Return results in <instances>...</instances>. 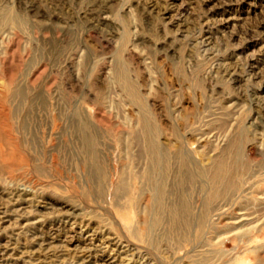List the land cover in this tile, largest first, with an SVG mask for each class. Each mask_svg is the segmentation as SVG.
I'll use <instances>...</instances> for the list:
<instances>
[{
    "label": "rangeland",
    "instance_id": "374dc122",
    "mask_svg": "<svg viewBox=\"0 0 264 264\" xmlns=\"http://www.w3.org/2000/svg\"><path fill=\"white\" fill-rule=\"evenodd\" d=\"M2 96L83 112L98 158L63 125L33 129L38 153L0 122V264H264V0H0ZM144 121L173 169L194 151L195 180L170 173L165 203L183 187L205 199L226 164L224 222L210 210L201 229L193 216L188 230L146 234L154 185L133 133ZM93 163L105 173L90 176Z\"/></svg>",
    "mask_w": 264,
    "mask_h": 264
},
{
    "label": "bare ground",
    "instance_id": "6f19581e",
    "mask_svg": "<svg viewBox=\"0 0 264 264\" xmlns=\"http://www.w3.org/2000/svg\"><path fill=\"white\" fill-rule=\"evenodd\" d=\"M6 102H9L11 104V108H7L8 106H6ZM34 106H36V105H34ZM35 109H37V108H35ZM35 109L31 106V101L28 98L23 99L21 97L20 101H17V99L15 97H12L11 99H7L6 97L2 96V99H0V122H2V124H3V128L1 127V129L3 130L6 137L11 139V137H13L14 134L19 135V138L24 137L25 138V140L23 142L24 150L25 151H37L39 149L38 145L34 144L32 140L28 141L26 139H28V137L31 135V133L33 132V129L35 127L37 128L43 122L49 121L52 123V128L61 127V125H63L64 128H67V129H65V131H67V133L70 135L72 140L75 142H80L83 146V147L81 146V148H83L84 151L93 159V162H96V159L98 158L97 157L98 154L95 151L97 148V140H96L97 136L94 133L93 126H91V124L89 122V118L84 116V115L83 116L81 115L83 112L81 114H79V112H77L74 109L73 112L70 113V112H68V111L66 112V111H64V109H62V111H58L57 113L52 112V113H50V114L48 113V115H46L47 113H44V112L41 113L39 111L37 112V111H35ZM62 130H64V129H62ZM42 133H44V131ZM133 133H134V137L137 139V142L139 145L138 146L139 147L138 156L143 157V158H147L149 160L150 165H149V170H148V181L150 183H153V185H154L153 194L151 195L152 197H151V199H148V203H147V220H145L143 223V230L146 232L147 235L153 234L154 228H157L158 226H160L164 222H169V224H172L173 228H175V229L177 228L180 231L181 230L182 231L188 230V224H190L192 222V220H194L193 216H195L194 218H195V224H196V225L194 224V226H196V228H198V229H201L202 226L204 225L206 217L211 213V211L214 212L213 216L216 217L215 220L218 224L222 223L226 220V216H227V215H225L226 213L220 214L218 212L223 205L222 203H219V200L223 199V194H222L223 192H222V188H221L222 185L221 184L227 178V175L229 173L226 164H224L223 162H220L217 166H215L213 168V175H211V178H210L212 180L213 187L211 188V190H208V191L206 190V192H208L210 194L208 195V193L206 194V192H205V197H206L205 199L202 198L199 194H197L195 196V195H193L192 192L191 193L187 192L185 187H183V188H181V191L177 194V199H176L177 202L165 203V201H167V197H168L167 196L168 193L166 190V183L168 181V177H169L170 173L175 171L176 176L180 177L179 179H180L182 185H184L185 183H188L190 181L195 180L194 175L189 170V167H190L189 163H192L194 151H191V150L182 151V152L179 151L178 156H179V158L182 159L181 165H180L179 169H173L174 166L172 167V164H171V162H172L171 160L173 159V156L168 151L169 149L162 148L160 142L155 138L156 132H155V129L153 127L147 125L144 121L143 125L141 126V131L138 133L134 131ZM43 135L44 134H42V136ZM7 142H8V140H7ZM38 143H39V141H38ZM43 143H45V142H43ZM14 144L15 145L12 149V152H10V153L12 155L13 154L16 155V153L22 152V151H20L22 148H20L19 145L17 146V144H19V143H14ZM44 146H45V144H44ZM53 148H51V149H53ZM56 148H55V150H56ZM6 150H9V149H6ZM6 150H5V152H6ZM5 152H3V154ZM37 152L39 153V151H37ZM43 152H45V151H43ZM12 155H11V157H12ZM19 155H20L21 159L26 157V156L23 157L24 154L22 155V153ZM29 155H30V153H29ZM173 155H175V154H173ZM53 156L55 158H57L55 156V153ZM6 158L4 160H6ZM8 158H7V160H8ZM17 158H19V157H17ZM91 168H93V169H91V171L89 170L90 174H91V175L90 174L89 175L93 176V178L96 177V175H97L96 171L97 170H98V173H100V174L105 173V171L102 167H97L94 163H93V167L91 166ZM210 172L207 171L203 167L200 169V174H201L200 177L202 178V177H205L207 175L209 176ZM206 181H208V180H206ZM230 190H228V191H230ZM118 192L126 193V194L131 193L130 189H127L126 183H124V182L118 186ZM228 194H226L225 196H228L227 200H230L231 196H229ZM233 194L234 193H232L230 195L233 196ZM212 221H214L213 218H212ZM198 229L194 230L195 237L196 236L198 237ZM123 247H130L129 242L126 243V245H124Z\"/></svg>",
    "mask_w": 264,
    "mask_h": 264
}]
</instances>
